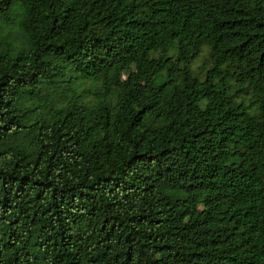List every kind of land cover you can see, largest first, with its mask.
<instances>
[{"label": "trees", "instance_id": "1", "mask_svg": "<svg viewBox=\"0 0 264 264\" xmlns=\"http://www.w3.org/2000/svg\"><path fill=\"white\" fill-rule=\"evenodd\" d=\"M0 264H264V0H0Z\"/></svg>", "mask_w": 264, "mask_h": 264}, {"label": "rangeland", "instance_id": "2", "mask_svg": "<svg viewBox=\"0 0 264 264\" xmlns=\"http://www.w3.org/2000/svg\"><path fill=\"white\" fill-rule=\"evenodd\" d=\"M209 52L210 49L208 47L204 48L203 53L195 60V62L192 64V68L196 71V72H200V68L204 62V60L206 58H208L209 56ZM125 80H127L129 82V84L131 85L132 89L134 91L137 90L138 88V82L136 80L135 74L132 73L128 76L125 77Z\"/></svg>", "mask_w": 264, "mask_h": 264}]
</instances>
